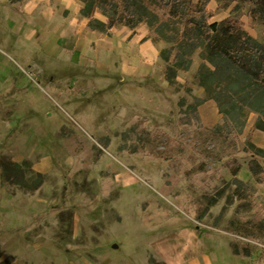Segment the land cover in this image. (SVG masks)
<instances>
[{
  "label": "rangeland",
  "instance_id": "1",
  "mask_svg": "<svg viewBox=\"0 0 264 264\" xmlns=\"http://www.w3.org/2000/svg\"><path fill=\"white\" fill-rule=\"evenodd\" d=\"M203 1L209 23L227 19L264 44V0ZM30 5L0 0V159L38 179L25 189L0 171V264H168L153 244L184 228L196 229L203 264H264V147L254 136L264 86L230 123L198 81L202 64L214 69L202 48L171 87L159 53L172 44L145 22L159 55L146 65L152 81L148 70L121 71L134 53L121 43L62 52L50 15Z\"/></svg>",
  "mask_w": 264,
  "mask_h": 264
},
{
  "label": "trees",
  "instance_id": "2",
  "mask_svg": "<svg viewBox=\"0 0 264 264\" xmlns=\"http://www.w3.org/2000/svg\"><path fill=\"white\" fill-rule=\"evenodd\" d=\"M79 14L87 18L86 26L108 33L117 24L131 30L145 22L154 41L159 37L172 44L160 50L159 55L167 63L164 80L174 87L179 83V70H188L191 53L203 49V58L213 70L204 64L197 72L199 83L212 91L218 110L231 123L236 113L244 111L248 100L264 86V44L252 38L238 24L223 19L209 23L212 11L206 2L199 1L198 16L190 13L192 0H79ZM100 11L106 21H99L93 12ZM231 81L222 85V79ZM225 96V98H224ZM199 104V103H198ZM257 128L253 125L250 130ZM262 152V149H257ZM253 174L257 170L251 166ZM1 176L10 184L33 189L38 179L29 180L22 165L0 159ZM234 253L237 250L234 249Z\"/></svg>",
  "mask_w": 264,
  "mask_h": 264
},
{
  "label": "crops",
  "instance_id": "3",
  "mask_svg": "<svg viewBox=\"0 0 264 264\" xmlns=\"http://www.w3.org/2000/svg\"><path fill=\"white\" fill-rule=\"evenodd\" d=\"M28 2L31 4L30 11L40 15L44 13L50 15L46 17L48 26L52 27L51 34L54 36L56 46L62 52L76 50L78 55H81V53L89 51L95 55L103 49L117 47L121 43L126 49L130 48L134 51V53L131 52V57L127 56L130 65L129 63L126 66L121 64V71L124 69V72L129 75L141 76L144 70H148L144 77L148 81H152L153 78L148 76L150 71L146 65H154L159 55L154 47L148 44L149 41L145 40L148 35L145 25H138L133 30L125 28L120 35H116L117 28L114 26L108 34L101 30L89 29L86 26L88 19L79 15L82 7L79 0H28ZM100 20L105 21L102 17ZM149 47H152L154 53L149 52ZM134 60L137 62H133ZM76 63L78 66L80 65V62ZM254 136L258 145L264 147V132L257 130ZM123 178L128 179L127 176ZM149 217L154 221H162L165 218V213L152 209L149 212ZM153 248L159 257L166 260L168 264H181L184 261L186 264H203L202 260L195 258L200 252L195 228H184L173 234H168L157 244H153Z\"/></svg>",
  "mask_w": 264,
  "mask_h": 264
},
{
  "label": "bare ground",
  "instance_id": "4",
  "mask_svg": "<svg viewBox=\"0 0 264 264\" xmlns=\"http://www.w3.org/2000/svg\"><path fill=\"white\" fill-rule=\"evenodd\" d=\"M148 49H149V52L154 53L152 47H149Z\"/></svg>",
  "mask_w": 264,
  "mask_h": 264
}]
</instances>
